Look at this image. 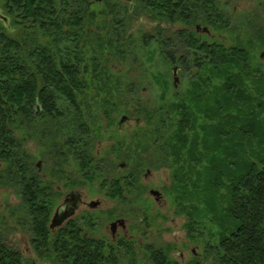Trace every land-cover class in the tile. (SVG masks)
I'll return each instance as SVG.
<instances>
[{
  "label": "trees",
  "instance_id": "trees-1",
  "mask_svg": "<svg viewBox=\"0 0 264 264\" xmlns=\"http://www.w3.org/2000/svg\"><path fill=\"white\" fill-rule=\"evenodd\" d=\"M101 2L104 8L98 11L94 0H0V16L6 18V23L0 18V184L23 193L29 224L37 221L40 232L45 222L33 206V159L24 151L21 133L53 141L65 128L72 142L79 127L110 119L118 111L115 103L123 101L118 96L138 95L132 70L122 65L140 71L145 62L137 64L150 39L127 34L132 13L156 24L163 54L178 50L180 12L183 22H195L192 0ZM98 15L109 19L100 22ZM230 57L227 65L206 69L201 81L192 82L202 86L201 92L190 84L183 95L176 92L167 108L159 102L153 111L143 105L135 109L155 130L144 132L152 138L136 137L134 146L154 149L158 164L170 169L186 238L202 246L189 264H264V74L254 77L255 71L241 66L233 53ZM248 77L251 91L243 89ZM64 145H52V159ZM142 164L133 165L131 173ZM80 166L92 179L116 173L111 165ZM73 245L72 264H97L101 248L95 243ZM38 251L46 254L47 246ZM0 264L25 263L7 250L0 252Z\"/></svg>",
  "mask_w": 264,
  "mask_h": 264
},
{
  "label": "flooded vegetation",
  "instance_id": "flooded-vegetation-1",
  "mask_svg": "<svg viewBox=\"0 0 264 264\" xmlns=\"http://www.w3.org/2000/svg\"><path fill=\"white\" fill-rule=\"evenodd\" d=\"M192 3L194 7L191 10V16L194 23L189 25L183 22L182 12L179 15L178 50L174 55L172 72L183 75L184 70H195L199 75L205 68L227 65L231 53L234 54L233 58H247L251 61L250 54L247 53L253 51L256 46L262 47L264 43V30L259 28L264 21V0H250L244 7L232 6L230 0L223 2L192 0ZM236 33L239 34L240 39L236 38ZM231 40L234 41L233 44ZM238 42L239 46L236 45ZM166 56L168 62L172 63L169 52ZM259 60L264 62V50L260 52ZM250 66L257 67L251 62ZM196 81H199L197 77ZM180 84L179 79L175 89H179ZM35 108L38 110V106ZM125 117L126 120L123 123L117 124L116 128L119 132L133 128L129 125L131 119ZM98 130L96 126L79 127L75 140L71 142L69 136L62 143L65 144L63 150L60 154L56 153L57 156H53L52 160L60 155H71L80 165H86L88 162L89 165L115 163L116 173L95 176L96 179L101 180L99 186L101 195L95 199H89L85 186L71 185L68 177H64L65 174L46 175L43 169L45 163L38 161L34 164L35 172L30 176V180L31 193H34L32 198L35 212L38 211L36 213L44 217L43 232H40L35 225L37 221L33 220V224H29L30 216L24 207L22 193L20 201L23 217L18 222L19 230L16 234L18 239L13 238L7 242L6 235L0 230V252L11 251L25 264H36L35 262L41 263V261H44L42 264H62V262L72 264L75 256L70 251L71 246L89 240L104 252L101 254L100 250L96 256L97 264H137V262H140L139 264H178L166 262L164 255L156 248L159 239L154 242L149 239L150 242L144 244V238H149V235L143 231L139 234L135 228L136 221H132L133 214L143 215L139 223L144 224L148 220L146 212L163 208L167 203L164 188L154 184L151 170L147 169L142 173L140 169H135L131 173L132 166L144 160H151V163L158 162L156 151L145 148L142 152L131 150L121 156L115 153L113 162L103 157L104 160L100 159L98 150L93 153L89 146H86V139H94V134ZM87 131L90 132L89 135ZM130 134L128 133V136ZM131 137L136 138L134 134ZM140 154L147 156L139 158ZM86 155H89V159H86ZM20 185L26 186L22 181ZM60 207L70 215L53 226L52 220ZM175 236L177 237L178 233H175ZM44 245L47 246V253L40 255L38 250ZM59 246H64L65 251H59ZM28 252H31V256L35 259L27 256ZM176 256L183 258V254L178 251Z\"/></svg>",
  "mask_w": 264,
  "mask_h": 264
},
{
  "label": "rangeland",
  "instance_id": "rangeland-1",
  "mask_svg": "<svg viewBox=\"0 0 264 264\" xmlns=\"http://www.w3.org/2000/svg\"><path fill=\"white\" fill-rule=\"evenodd\" d=\"M94 1L97 3V5H94V8H96V10L99 11L104 8L101 0ZM223 1L224 0H220V2ZM230 2L232 6L239 7L241 5L242 7H244V5L250 2V0H230ZM126 3L127 0H124V5ZM128 3L130 4L132 2ZM98 17L101 20L100 22H103L105 18L106 20L109 19V17H106L104 15H98ZM125 27H127V34L132 33L134 37L146 36L147 38H149L150 47L145 49V53H141V60L137 64L139 66V64H143L145 62V65L142 68L146 71L144 74L142 72V69L140 71L137 70V68L133 64H128V66L122 65L125 66V68H129L132 70L129 75H131L132 80H134V82L138 86V95L133 96V98H131V95H124L121 97L118 96V98L123 99V101L115 103L118 111H115L110 119L100 117V124L96 126L99 130L95 132L94 139L90 140V144L88 147L90 151L94 153L98 150L100 153L98 157L100 159L105 158L106 160H110L112 162L115 161V153L117 156H121V154H127L131 150H140V152L144 150L142 148L134 146L135 140L137 138L132 139L131 136H133V134L134 137H140V139L142 140L153 137L152 135L144 133L145 131H153L155 130V128L145 123V121L141 118L140 113H137V110L135 111L137 107L143 105L146 106L150 111H153L154 105H158L160 102V104H164V106H166L165 108H167L168 105L175 99L177 91L180 92L179 96L183 95L190 88V84L192 85V82L195 83L201 81V76L204 72H206L204 70L209 69L205 68L200 72L199 75L195 70H190L189 73L185 72L183 73V75L176 74L175 77L178 78V80H181V84L180 88H177L175 90V88L173 87V73L171 70L173 61H170L172 63H169L166 56L167 52H171L172 54L174 53L171 50H167L165 54L162 53V48L156 42V24L153 23V21L146 15H135L132 13L130 15L129 22H126ZM174 27L177 28V26L172 27L170 25H165L164 28L174 29ZM259 28L264 30V21L262 23V26H260ZM236 31H238V27H236ZM168 35L169 33L165 32L164 37L168 38ZM238 35V33L235 34L236 38H239ZM232 42L234 41L231 40V44H233ZM236 45L239 46V42ZM262 50H264V43L262 47L256 46L255 48H253V51H249L247 53L250 54L251 61L247 58H241L238 60L239 64H242L241 66L243 67H245L246 65L250 66V62L251 64H255L257 66H250L251 69L250 67H246L250 71H255L254 77H257L260 74H264V62H260L259 60V54ZM113 67L117 69L118 66L114 64ZM196 77L199 81H196ZM252 81L253 80H251L250 77L244 79L243 89H245L246 91H251V89H249L248 87L249 83H252ZM209 82H211L209 85L210 90L215 91L214 80H209ZM194 89H197L200 92L201 90H203L200 84H198L197 86L194 85ZM123 116H127L131 119L129 125H131L133 128L125 132H119L116 127ZM135 121H137L138 123H136ZM202 122V119L198 120V123L201 124ZM171 128L173 127H169V129ZM165 131L166 130H164V133ZM128 133H131L130 136H128ZM21 137L23 139L24 151L27 152L33 159V166L38 161H43L45 163L43 169L46 175H50V173H58L57 175L59 176L65 174L64 177H68L71 185L75 184L76 187L85 186V191L89 199H95V197L101 195V191H99L101 180L96 178L92 179L90 174L86 175V173L83 172L78 161L74 159L73 156L60 155L56 159L52 160L50 154L52 151V145L57 143H64L66 139L69 138V134L66 132L65 128H63L58 133L57 138H55L56 142L55 140L50 141V138H45L40 134H34L32 137H28L27 135L21 133ZM45 143H47V146H49L48 148L44 146ZM145 156L147 155L140 154L138 157L142 158ZM141 163L143 164L141 165L139 171H141L142 173L147 169L152 171V180L157 187L163 186L167 203L163 208H158L156 210L152 209L151 212H146L148 220H146L144 224L139 223V219H142L143 215L133 214L134 220L132 221H136L135 228H137L139 234L141 233V231H143L145 234L149 235V238H144V244L149 243V239H151L153 242L159 239L156 248L159 249V251L164 255V259L167 263L177 262L178 264H186L193 261L195 257H199L202 246L198 241H191L186 238V233L184 230V224L186 220L184 216L180 214V212H178V203L176 201L174 193H172V173L170 169L163 165H159V161L151 163V160H144ZM110 165L114 166L115 170L117 171V166L115 165V163L103 164L101 166ZM2 168L3 166L2 164H0V170ZM61 182L62 178L59 180L60 184ZM22 211L23 210L21 208L20 195L13 192L12 189L0 184V230H2V232L6 235L7 242L11 241L13 238H17L16 234L19 230L18 222L23 217ZM205 226L207 228H212V225L209 222H206ZM175 233H178L177 237L175 236ZM177 251L183 254L182 259H180L179 257L177 258ZM26 255L30 257L31 252H28ZM31 258L35 259L34 256H31ZM43 262L44 261H41V263H35L42 264ZM139 263L140 262H137V264Z\"/></svg>",
  "mask_w": 264,
  "mask_h": 264
},
{
  "label": "water",
  "instance_id": "water-1",
  "mask_svg": "<svg viewBox=\"0 0 264 264\" xmlns=\"http://www.w3.org/2000/svg\"><path fill=\"white\" fill-rule=\"evenodd\" d=\"M0 18L4 21V23H6V18H4L2 16H0ZM172 73H173L174 88H176L177 84H178V78L175 77V75H176L175 71H173ZM125 120H126V117L125 116L122 117L119 124L123 123ZM62 207L58 208L55 215H54V218L52 220L53 226L61 223L66 217H68L70 215L69 212H64Z\"/></svg>",
  "mask_w": 264,
  "mask_h": 264
}]
</instances>
